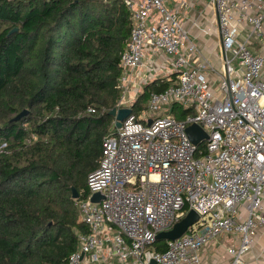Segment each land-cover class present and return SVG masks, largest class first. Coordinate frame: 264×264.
I'll return each mask as SVG.
<instances>
[{"label":"built area","instance_id":"obj_1","mask_svg":"<svg viewBox=\"0 0 264 264\" xmlns=\"http://www.w3.org/2000/svg\"><path fill=\"white\" fill-rule=\"evenodd\" d=\"M120 1L131 28L115 108L131 113L104 138L86 178L88 195L76 206L88 231L65 264H202L200 250L221 235L237 239L229 264H244L264 234V55L249 47L263 31L264 0H211L224 52L215 86L206 73L213 67L168 6L183 1ZM152 79L168 86L132 112ZM191 124L208 135L198 145L186 134ZM93 193L102 196L96 203ZM189 210L198 220L157 251L156 235Z\"/></svg>","mask_w":264,"mask_h":264},{"label":"trees","instance_id":"obj_2","mask_svg":"<svg viewBox=\"0 0 264 264\" xmlns=\"http://www.w3.org/2000/svg\"><path fill=\"white\" fill-rule=\"evenodd\" d=\"M130 28L120 0H0V264H65L87 233L72 188L87 197L114 129Z\"/></svg>","mask_w":264,"mask_h":264},{"label":"crops","instance_id":"obj_3","mask_svg":"<svg viewBox=\"0 0 264 264\" xmlns=\"http://www.w3.org/2000/svg\"><path fill=\"white\" fill-rule=\"evenodd\" d=\"M181 1L184 3L181 7L177 2H170L168 6L178 8L179 18L188 39L198 46L202 58L206 59L213 67V71H206V73L215 86L216 75L222 68L224 55L221 37L217 29L216 10L211 0ZM248 27L247 25L244 26L241 39L245 36ZM249 47L252 51L264 55V27L260 35L250 39ZM163 61L164 56L156 57L157 64H161ZM153 81L155 80L152 79L148 84ZM140 96L141 94L138 100ZM232 244H237V239L227 235H221L210 241L200 250L202 264H229L230 256L227 253V248ZM244 264H264V234L257 233L251 251L244 256Z\"/></svg>","mask_w":264,"mask_h":264},{"label":"water","instance_id":"obj_4","mask_svg":"<svg viewBox=\"0 0 264 264\" xmlns=\"http://www.w3.org/2000/svg\"><path fill=\"white\" fill-rule=\"evenodd\" d=\"M131 113L130 108H112L109 112V115L113 117L114 119V128L118 129L121 126V122L124 118H126L127 115ZM23 113L19 114L18 116L15 117V120L18 119L20 115ZM186 134L191 141L192 144L198 145L200 144L203 140H206L208 138V135L206 134L205 131H203L198 125L196 124H191L186 127L185 129ZM102 198L100 193H93L90 197L91 202H98ZM72 199L77 200L78 199V194L74 188H72ZM198 220V215L192 211L189 210L187 214L180 219L178 222H176L171 229L159 232L156 235V241H165V240H175L179 238L186 230L187 228L194 224ZM150 264H154L153 261H151Z\"/></svg>","mask_w":264,"mask_h":264},{"label":"rangeland","instance_id":"obj_5","mask_svg":"<svg viewBox=\"0 0 264 264\" xmlns=\"http://www.w3.org/2000/svg\"><path fill=\"white\" fill-rule=\"evenodd\" d=\"M146 101V99L145 98H142V100H141V105L143 104V106H141V107H143V109H145V107H146V105H145V102ZM140 106V105H139ZM143 109H141V110H143ZM3 146V144H0V148ZM203 146V143L199 146V147H202ZM77 213H78V211H77ZM78 216H79V218H80V215H79V213H78ZM161 242H163V241H161Z\"/></svg>","mask_w":264,"mask_h":264}]
</instances>
